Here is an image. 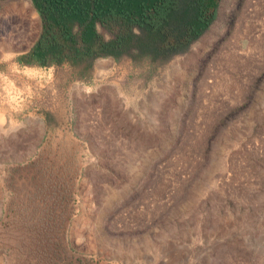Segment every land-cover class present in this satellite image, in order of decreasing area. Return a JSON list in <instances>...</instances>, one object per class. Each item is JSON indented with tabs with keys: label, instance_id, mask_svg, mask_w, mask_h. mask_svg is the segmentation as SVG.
Listing matches in <instances>:
<instances>
[{
	"label": "rangeland",
	"instance_id": "1",
	"mask_svg": "<svg viewBox=\"0 0 264 264\" xmlns=\"http://www.w3.org/2000/svg\"><path fill=\"white\" fill-rule=\"evenodd\" d=\"M0 264H264V0L162 63L1 62Z\"/></svg>",
	"mask_w": 264,
	"mask_h": 264
},
{
	"label": "trees",
	"instance_id": "2",
	"mask_svg": "<svg viewBox=\"0 0 264 264\" xmlns=\"http://www.w3.org/2000/svg\"><path fill=\"white\" fill-rule=\"evenodd\" d=\"M39 30L21 66L67 64L89 69L95 58L124 55L162 63L208 26L217 0H29ZM102 28L106 37L97 33Z\"/></svg>",
	"mask_w": 264,
	"mask_h": 264
},
{
	"label": "crops",
	"instance_id": "3",
	"mask_svg": "<svg viewBox=\"0 0 264 264\" xmlns=\"http://www.w3.org/2000/svg\"><path fill=\"white\" fill-rule=\"evenodd\" d=\"M8 2V4L5 6L3 4V2ZM29 3L30 1L27 0ZM22 0H0V15H3L4 11L6 14L7 12H9L10 14H13L14 17V21L15 23L21 27L24 28L23 32H21L20 34L16 35V34H11L12 38H3L0 40V63L1 62H6L8 64H12L15 66H20L17 63V58L25 55L28 50L30 49V47L32 46L33 42L35 41L37 34H38V28L36 26V22H35V27L33 28L34 31L32 30H27V28L29 27L30 23L28 21V19H32L31 17H33L30 14V8L32 6H23L21 4ZM31 5V3H30ZM8 6V7H7ZM8 8V9H6ZM34 10V9H33ZM27 13L28 18H26L27 16L24 17V13ZM35 13V17L33 19H38V16ZM22 15V16H21ZM38 68H43V67H38Z\"/></svg>",
	"mask_w": 264,
	"mask_h": 264
}]
</instances>
